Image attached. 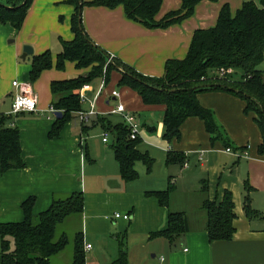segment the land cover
<instances>
[{"label": "crops", "instance_id": "1", "mask_svg": "<svg viewBox=\"0 0 264 264\" xmlns=\"http://www.w3.org/2000/svg\"><path fill=\"white\" fill-rule=\"evenodd\" d=\"M67 1L33 0L19 31L0 23V114L19 128L26 163L24 168L2 172L0 158V223L23 221L22 205L30 197L36 199L33 213L38 215L55 198L82 193L84 211L77 215L76 233L83 232L85 247L92 245L85 248L86 264L116 263L121 243L128 254L126 264H264V154L259 153L263 137L254 115L245 112L241 97L222 90L198 96L203 106L215 112L237 154L227 151L221 140L212 142L203 120L195 116L182 125L180 139H165V106L145 104L137 91L121 85L119 69L112 72L109 82L96 77L89 88H83L82 109L94 105L97 111L87 123L82 124L78 112L73 113L59 134L51 136L59 118L52 107V83L91 70L73 61H67L63 69L57 67L62 42L75 37V7ZM244 1L248 0H203L191 17L166 28H149L127 18L122 5H84L82 21L99 47L139 73L159 77L169 59L188 54L195 30L216 24L224 4L235 14ZM181 5L182 0H163L157 19ZM25 45H31L34 53L23 59ZM47 51L52 52L53 66L32 82L33 56ZM16 80L18 86L13 85ZM25 91L37 95L38 110L12 113L14 98ZM118 103L136 115L141 125L136 149L152 160L150 170L137 160L138 176L128 181L113 148L117 134L112 127L127 126L123 115L114 112ZM181 157L186 159L184 165L174 160ZM167 191L165 206L157 193ZM226 191L235 204V232L231 240L211 242L204 202H220ZM247 197L251 216L246 212ZM170 212L184 214L188 222L187 233L174 243L165 236H152L168 228ZM115 213L130 214V219L117 218ZM66 250L55 257V264H72L73 249L68 254Z\"/></svg>", "mask_w": 264, "mask_h": 264}, {"label": "trees", "instance_id": "2", "mask_svg": "<svg viewBox=\"0 0 264 264\" xmlns=\"http://www.w3.org/2000/svg\"><path fill=\"white\" fill-rule=\"evenodd\" d=\"M201 1L182 0L179 9L171 10L157 19L163 0H68L75 7L72 17L75 37L62 42L57 67L63 69L67 61H73L79 68L91 67V70L86 75L80 74L52 83V107L62 111L63 116L56 120L51 136L59 134L62 127L72 119L73 113L83 110L81 93L84 86L96 77H104L105 82H109L112 72L119 69L121 85L137 91L145 104L165 106L164 138L169 141L180 139L182 125L189 117L195 116L203 120L212 142L221 140L226 148L230 147V138L215 112L203 106L198 96L203 91L222 90L241 97L246 102L245 112L254 115L262 133L259 153L264 154V70L259 68L264 62V0L244 1L235 14L228 3L224 4L216 24L195 30L188 54L184 58L169 59L164 75L159 77L143 75L116 58L106 68L109 53L93 42L82 21L84 5L108 8L122 5L127 18L149 28H166L191 17ZM32 2L0 0V23L19 31ZM32 65L30 80L34 82L45 69L53 66L52 52L34 55ZM10 119L0 114L2 172L26 166L22 156L20 130L16 125L9 124ZM112 128L117 134L113 148L123 178L128 181L138 176L134 170L137 160H143L150 170L152 160L136 149L140 137L131 139L130 129L124 123H118ZM108 129L111 130L110 125ZM174 160L181 165L186 161L184 157ZM157 196L163 205L168 206V191L158 192ZM35 200V197H30L23 203V221L0 223V264H55V257L68 247V235L64 231L58 233V228L70 216L83 213V194L57 197L47 211L38 215L33 213ZM234 206L229 191L225 192L220 202L209 199L204 202L211 242L233 238L236 217ZM245 207L249 216L254 214L249 197L246 198ZM187 231L186 216L170 212L168 228L152 236H165L174 243L185 236ZM72 249V264H86L83 232L75 234ZM127 255L125 245L121 243L119 260L113 264H126Z\"/></svg>", "mask_w": 264, "mask_h": 264}, {"label": "built area", "instance_id": "3", "mask_svg": "<svg viewBox=\"0 0 264 264\" xmlns=\"http://www.w3.org/2000/svg\"><path fill=\"white\" fill-rule=\"evenodd\" d=\"M115 58H116L115 54L109 53L106 68L110 63L114 62ZM13 85L18 86L19 82L17 80L13 81ZM87 88H89L88 85L84 86V89H87ZM113 94L118 95V92L113 91ZM81 96H82V98L86 97L83 90H82ZM38 105H39V100H38L37 95H35L31 91L21 92L18 95H16V97L14 98V101L12 104V113L18 114V113L25 112V111L35 112L38 110ZM114 112H117V113H120L123 115L124 120L130 129L131 139L139 138L140 133H141V125H140L136 115L134 113H132L131 111L127 110L126 106L123 103H118V105L114 109ZM96 113H97V111H96V108L94 105L92 106V108L90 110H87V111L81 110L78 112L79 119H80L82 124L87 123L89 121V119L91 118V116H93ZM107 139H108V133L106 132L104 135V140L106 141ZM226 150L229 152H234L235 154H237L230 147L226 148ZM245 154H248L247 150L245 151ZM115 217H117V218L123 217L125 219H130V214L115 213ZM91 247H92L91 244H87L85 248L90 249Z\"/></svg>", "mask_w": 264, "mask_h": 264}, {"label": "rangeland", "instance_id": "4", "mask_svg": "<svg viewBox=\"0 0 264 264\" xmlns=\"http://www.w3.org/2000/svg\"><path fill=\"white\" fill-rule=\"evenodd\" d=\"M261 70H264V62H262L259 66ZM70 219V220H68ZM79 228V220L77 219V215H72L70 218H67V220L63 223V225H60L58 228V233L65 232L68 235L69 238V244L67 247V254L69 251L73 248V240L74 236L76 234V230ZM0 251H1V243H0ZM65 253V252H64ZM66 255V253L64 254Z\"/></svg>", "mask_w": 264, "mask_h": 264}, {"label": "water", "instance_id": "5", "mask_svg": "<svg viewBox=\"0 0 264 264\" xmlns=\"http://www.w3.org/2000/svg\"><path fill=\"white\" fill-rule=\"evenodd\" d=\"M34 53V48L31 45H25L23 48V55L22 58L26 59L28 55H32ZM55 115L59 118L63 116L62 111H55Z\"/></svg>", "mask_w": 264, "mask_h": 264}]
</instances>
